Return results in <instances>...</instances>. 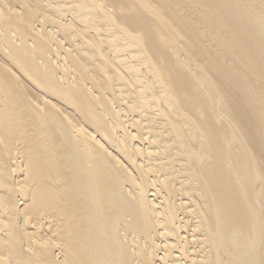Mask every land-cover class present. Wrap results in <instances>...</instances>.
Masks as SVG:
<instances>
[{
  "label": "bare ground",
  "instance_id": "bare-ground-1",
  "mask_svg": "<svg viewBox=\"0 0 264 264\" xmlns=\"http://www.w3.org/2000/svg\"><path fill=\"white\" fill-rule=\"evenodd\" d=\"M0 264H264V0H0Z\"/></svg>",
  "mask_w": 264,
  "mask_h": 264
}]
</instances>
